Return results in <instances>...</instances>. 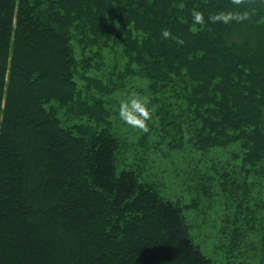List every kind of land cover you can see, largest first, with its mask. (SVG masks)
Returning <instances> with one entry per match:
<instances>
[{"label": "trees", "instance_id": "obj_1", "mask_svg": "<svg viewBox=\"0 0 264 264\" xmlns=\"http://www.w3.org/2000/svg\"><path fill=\"white\" fill-rule=\"evenodd\" d=\"M134 78L264 183V0H0V264H213L180 200L117 172L99 121Z\"/></svg>", "mask_w": 264, "mask_h": 264}, {"label": "rangeland", "instance_id": "obj_2", "mask_svg": "<svg viewBox=\"0 0 264 264\" xmlns=\"http://www.w3.org/2000/svg\"><path fill=\"white\" fill-rule=\"evenodd\" d=\"M145 88L143 79L134 78L114 92L108 114L106 103L99 121L118 138L117 172L131 169L160 195L180 200L193 242L213 264L234 260L264 264V183H254L237 170L242 159L240 144L196 148L185 142L182 128L163 127L153 94ZM132 94L143 98L150 114L143 128L119 115L121 101Z\"/></svg>", "mask_w": 264, "mask_h": 264}, {"label": "clouds", "instance_id": "obj_3", "mask_svg": "<svg viewBox=\"0 0 264 264\" xmlns=\"http://www.w3.org/2000/svg\"><path fill=\"white\" fill-rule=\"evenodd\" d=\"M193 17L195 21H202L203 16L199 11H194ZM219 18V17H213ZM227 15L223 19L227 20ZM163 37H168V29L162 31ZM119 115L127 123L133 126L145 127V119L149 117V111L142 97L132 94L129 98L122 100L119 105Z\"/></svg>", "mask_w": 264, "mask_h": 264}]
</instances>
